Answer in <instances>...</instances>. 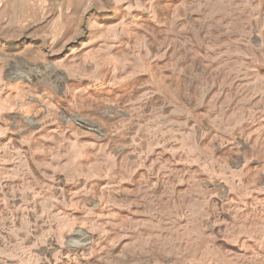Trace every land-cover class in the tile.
Here are the masks:
<instances>
[{"label":"rangeland","instance_id":"374dc122","mask_svg":"<svg viewBox=\"0 0 264 264\" xmlns=\"http://www.w3.org/2000/svg\"><path fill=\"white\" fill-rule=\"evenodd\" d=\"M0 264H264V0H0Z\"/></svg>","mask_w":264,"mask_h":264}]
</instances>
